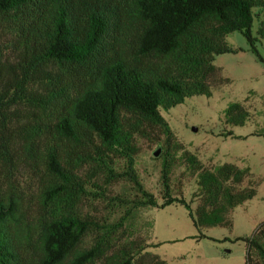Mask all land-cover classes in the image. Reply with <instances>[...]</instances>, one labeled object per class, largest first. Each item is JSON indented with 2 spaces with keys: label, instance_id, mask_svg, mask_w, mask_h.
Instances as JSON below:
<instances>
[{
  "label": "trees",
  "instance_id": "16d2710c",
  "mask_svg": "<svg viewBox=\"0 0 264 264\" xmlns=\"http://www.w3.org/2000/svg\"><path fill=\"white\" fill-rule=\"evenodd\" d=\"M255 9L264 17V0H0V264H165L147 240L117 235L142 207L179 204L196 228L230 226L255 194L250 169L204 168L161 110L211 95L215 56L238 50L227 34L259 57ZM225 113L248 118L239 102ZM140 138L162 148L158 196L135 168ZM177 165L196 173L194 209L173 192ZM121 180L132 198L113 194ZM104 199L125 206L117 222L98 215ZM235 240L245 264H264V220Z\"/></svg>",
  "mask_w": 264,
  "mask_h": 264
},
{
  "label": "rangeland",
  "instance_id": "374dc122",
  "mask_svg": "<svg viewBox=\"0 0 264 264\" xmlns=\"http://www.w3.org/2000/svg\"><path fill=\"white\" fill-rule=\"evenodd\" d=\"M255 12L251 33L257 38L255 46L259 57L251 51L241 33L227 34V43L238 50L215 56L213 63L217 74L211 82V95L186 97L169 110H161L176 139L185 150L196 155L204 168L212 169L225 162L249 167V180L254 184L255 194L232 210L230 226L196 228L187 209L179 204L134 210L118 228V236L124 231L120 242L147 240V251L157 254L165 264H245L246 245L235 238L250 236L264 220V136L253 135L256 132L264 134V38L257 33L264 17L260 11L255 9ZM233 102H239L247 111L248 118L243 125L227 122L225 111ZM226 131L243 136H220ZM137 144L135 168L139 180L145 189L158 196L162 148L157 142L142 138ZM196 180V173L191 174L185 165L174 167L173 192L182 193L193 209L201 200ZM112 189L114 195L132 198L135 194L132 184L124 180L115 183ZM108 204L104 199L97 205L98 215L108 216L109 222H117L125 206Z\"/></svg>",
  "mask_w": 264,
  "mask_h": 264
},
{
  "label": "crops",
  "instance_id": "0c3cea01",
  "mask_svg": "<svg viewBox=\"0 0 264 264\" xmlns=\"http://www.w3.org/2000/svg\"><path fill=\"white\" fill-rule=\"evenodd\" d=\"M234 134V133H233ZM234 135H236V136H243V135H240V134H234ZM249 168V167H248ZM254 232V231H253Z\"/></svg>",
  "mask_w": 264,
  "mask_h": 264
}]
</instances>
